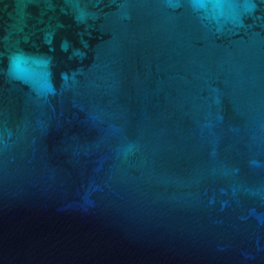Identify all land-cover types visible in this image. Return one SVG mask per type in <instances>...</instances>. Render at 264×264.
I'll use <instances>...</instances> for the list:
<instances>
[{"label": "water", "instance_id": "95a60500", "mask_svg": "<svg viewBox=\"0 0 264 264\" xmlns=\"http://www.w3.org/2000/svg\"><path fill=\"white\" fill-rule=\"evenodd\" d=\"M0 264H264V0H0Z\"/></svg>", "mask_w": 264, "mask_h": 264}]
</instances>
